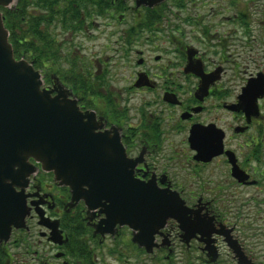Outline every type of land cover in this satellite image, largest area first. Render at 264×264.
<instances>
[{
    "label": "flooded vegetation",
    "instance_id": "flooded-vegetation-1",
    "mask_svg": "<svg viewBox=\"0 0 264 264\" xmlns=\"http://www.w3.org/2000/svg\"><path fill=\"white\" fill-rule=\"evenodd\" d=\"M198 3L0 7L22 35L16 58L40 72L52 96L75 102L110 153L123 149L141 189L175 192L188 209L184 224L111 220L109 200L88 202L30 156L12 177L0 175V264H264V9L230 0L201 15ZM102 38L114 43L109 66L99 49L89 52ZM63 49L65 69L48 62L64 59ZM114 67L129 71L127 88L113 84Z\"/></svg>",
    "mask_w": 264,
    "mask_h": 264
},
{
    "label": "water",
    "instance_id": "water-1",
    "mask_svg": "<svg viewBox=\"0 0 264 264\" xmlns=\"http://www.w3.org/2000/svg\"><path fill=\"white\" fill-rule=\"evenodd\" d=\"M14 1L0 0V7ZM56 82L61 85V81ZM61 96H52L40 72L14 56L0 11V175L9 173L12 177L17 173L15 166L25 168L33 156L45 170H54L62 183L84 194L88 202L98 204L102 197L109 200L105 212L111 220L122 218V222L131 224L132 216H137V224L143 225L144 216L161 217L160 222L153 221L155 226L174 217L184 224L181 209H188L177 193L160 195L141 189L126 169L123 149L110 153L105 148L107 142L92 131L75 102ZM84 185L89 189L84 190ZM10 193L14 194L12 184ZM13 204L11 199V210Z\"/></svg>",
    "mask_w": 264,
    "mask_h": 264
},
{
    "label": "rangeland",
    "instance_id": "rangeland-1",
    "mask_svg": "<svg viewBox=\"0 0 264 264\" xmlns=\"http://www.w3.org/2000/svg\"><path fill=\"white\" fill-rule=\"evenodd\" d=\"M198 3V7L197 10L201 13V15H206L208 13V11L210 10L211 6H215V7H219L220 5H229L230 6V0H209L204 3V5L201 4L200 0H197ZM254 1V2H252ZM257 2L258 5H255L254 3ZM14 3H16V0L14 1ZM12 3V4H14ZM11 4V5H12ZM234 7L237 8H249L250 11L253 10V8L259 7L260 9H264V0H249V1H245V0H234ZM255 7V8H256ZM264 13V10L263 12ZM263 17V16H261ZM206 23H209L207 21H205ZM21 35V34H20ZM22 37V35H21ZM59 38H61V36H58ZM110 42L112 43L110 46H108L110 44ZM101 46L99 48H95V49H89L90 53L93 50H100V55L101 58H104L105 61H107L106 59H109L107 61L108 66L111 65V58L110 56H112L113 53V42L109 41V38H102L100 41ZM91 45V41L87 42V46L90 47ZM66 47V45H65ZM88 52V53H89ZM66 50L63 49V52L61 53V55L63 54L65 56ZM59 56V55H58ZM89 57H91V54H88ZM60 57V56H59ZM67 56H65V58H58L57 60L53 59V60H48V62H50L52 65L54 64H58L59 67L61 68H66L67 67ZM51 61H55V63H52ZM113 67V66H112ZM110 70V74H112L111 78L113 79L112 82L114 85H117L116 87H123V88H127L128 85L131 83L130 77H129V71L125 72L122 68H118V67H114L109 69ZM121 72H124L125 74H121ZM110 79V78H109Z\"/></svg>",
    "mask_w": 264,
    "mask_h": 264
},
{
    "label": "trees",
    "instance_id": "trees-1",
    "mask_svg": "<svg viewBox=\"0 0 264 264\" xmlns=\"http://www.w3.org/2000/svg\"><path fill=\"white\" fill-rule=\"evenodd\" d=\"M16 15L17 14H15L14 17H17ZM5 25H6V27L8 28V30L10 32L9 40H10V42L13 45L14 54H15L16 57H19L17 54H18V48H19V45H20V39H21V35L20 34L21 33L15 28L17 26H15V27L12 28L9 25L8 22H5ZM30 36L32 37V39L28 42L27 46L28 47H31L32 49H34L35 48V45H34L35 44L34 37L37 36V32L31 31L30 32ZM50 42L51 41L48 39L47 40V47H46V50L44 52V53H46L47 59H50V58L53 57L52 51L54 50V48H53L54 46H50Z\"/></svg>",
    "mask_w": 264,
    "mask_h": 264
}]
</instances>
